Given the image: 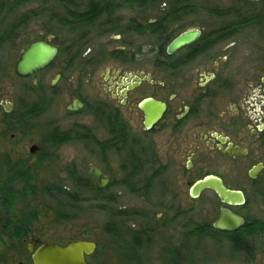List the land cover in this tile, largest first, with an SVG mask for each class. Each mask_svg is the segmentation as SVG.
<instances>
[{
	"label": "rangeland",
	"instance_id": "374dc122",
	"mask_svg": "<svg viewBox=\"0 0 264 264\" xmlns=\"http://www.w3.org/2000/svg\"><path fill=\"white\" fill-rule=\"evenodd\" d=\"M69 1L70 5L62 0H0V184L11 186L14 201L9 211H0V264H30L26 247L31 238L38 244L62 246L70 241H91L96 248L87 258L88 264H264L263 238L262 243L255 238L253 259L246 262L224 237L191 233L192 224L212 225L223 205L211 191H203L196 199L189 195L196 173L185 166L192 148L187 152L184 147L191 143V131L172 135L168 123L174 109L192 94L191 82L185 84L182 74L165 73L159 53L163 37L140 34L143 29H138L162 21L166 15L175 21L170 28L176 25L183 30H207L211 21H243L246 31L234 37L232 49L221 53L231 54L235 70L244 63L241 68L252 85L260 75L257 71L264 70V0H94L108 11L93 24L75 30L70 29L68 12L85 10L91 0ZM225 9L234 11L229 17L214 16L213 12ZM35 41L54 45L58 55L44 71L18 78L14 72L18 57ZM118 58L130 60L124 63ZM114 71L149 75L153 84L131 96L134 104L129 101L121 106L105 92L108 74L111 77ZM162 83L169 89L161 88ZM251 91L249 87V98ZM171 94L176 95L174 101H169ZM146 96L163 99L171 108L153 134L143 130L142 115L136 108ZM74 98L85 104L75 113L67 109ZM40 99L46 104L45 112L25 118V108ZM6 104L9 112L4 110ZM256 104L250 99L249 120L254 119ZM114 109L119 110L131 137L121 152L102 151L91 141L57 145L50 139L55 128L64 132L83 126L96 141H105L106 117ZM248 139L250 162L264 161L261 147L250 136ZM33 146L37 150L31 154ZM130 152L140 160L139 174L132 171ZM156 160L168 162L161 175L156 173ZM71 167L84 178L90 177L91 168H98L108 184L102 192L72 198ZM128 175L129 181L131 175L134 178L133 185L139 189L147 185L149 191L131 192L123 183ZM225 180L240 186L234 190L242 191L248 200L244 208L229 209L264 221V170L254 180L244 172L227 174ZM27 216L32 218L29 233L19 242L10 237L7 223ZM111 222L116 227L114 234L105 232ZM140 231H146V236L136 249L133 240Z\"/></svg>",
	"mask_w": 264,
	"mask_h": 264
},
{
	"label": "flooded vegetation",
	"instance_id": "af4514ba",
	"mask_svg": "<svg viewBox=\"0 0 264 264\" xmlns=\"http://www.w3.org/2000/svg\"><path fill=\"white\" fill-rule=\"evenodd\" d=\"M105 10L106 12L108 11L107 8H105ZM216 12L217 11L213 12L215 17L217 16L215 14ZM229 16H231V14L225 17ZM163 18L164 19L160 22H151V25H155L154 30L147 29L146 33L149 35L160 34V36L163 37L162 40L165 43L162 44L163 47L161 46L159 50L162 60L160 68L167 74H182V79H184L183 82L185 84L187 81L191 82L192 94H190V96L187 94L184 100L174 109V116L170 123H168L172 135L177 136L184 130H189L188 133L191 131V143H189V146L184 147V149L188 152L191 147L192 153L189 154V160L186 162L185 166L188 170L191 169L195 171V182L212 176L219 179L227 189L234 190V188H240V186H231L226 183L225 179L227 174L244 172L250 179L249 172L255 166H261L256 176L264 170V161L252 160L250 162L251 148L248 139L250 136L251 139L256 142V146L261 147L264 154V70L257 71L260 75H256L255 77L257 78L253 79V84L249 85L246 70L241 68L244 66V63L241 62L239 66H237L238 64L236 63V66L240 69L237 68L235 70L231 67V54L221 52L225 49L233 48L235 42L232 40H235L234 37L242 35L246 31L247 24L243 21H211L207 23V25H209L207 30H203V28L183 30L182 26L176 27V25L170 28L175 21L169 20V15ZM194 30L198 31L199 35L193 42L177 49L173 53H168V47L175 38L184 32ZM50 45L55 47L52 44ZM217 47H219L218 51H216ZM57 55L58 49L56 48L54 59ZM118 59L124 63L130 60ZM113 73L111 77H109L108 74L106 79L108 88L105 92L110 95L112 101L117 102L121 106H126L129 101L130 104H134V101L131 102V96L143 86L153 84L150 76L142 73H125L123 75H121V71H114ZM189 73H192L191 80H189L191 78ZM52 84L54 85V82ZM249 87L252 89L251 98H249L248 95ZM161 88L167 90L169 89V85L162 83ZM175 98L176 95L171 94L169 96V101H174ZM146 99H152L165 106L161 118L149 129L144 128V115L139 108V105ZM250 99L254 101L255 104L257 103L254 107V113H252L254 115V119L252 120H249L248 116V104L250 103ZM84 106L85 104L83 101L79 98H74L71 102V106L67 109L75 113L81 111ZM136 108L142 115L143 130L151 134H153L154 130L171 110L166 101L152 96H146L139 100L136 104ZM106 118L107 127L108 121L112 118L115 119L116 122L121 121L120 112L116 109ZM126 128L128 136L130 137L128 127L126 126ZM80 129L88 131L86 136L95 139L94 134L83 126H74L65 131L72 135L74 139L71 141H74L81 140L78 139ZM109 137L108 129V138ZM172 145L175 144L172 143ZM234 151L236 152L234 153ZM133 154L135 155L134 162L140 163V160H137L136 154ZM153 163L156 167L157 175H161L168 167L167 161L165 164H161L157 160ZM241 217L244 220L243 226L248 223L247 220L254 219L247 218L246 216ZM217 232L222 234L235 233ZM262 238L264 239V236L257 239L262 243ZM228 243L230 244L229 240ZM250 243L252 244L253 251L255 247V238L250 239Z\"/></svg>",
	"mask_w": 264,
	"mask_h": 264
},
{
	"label": "water",
	"instance_id": "95a60500",
	"mask_svg": "<svg viewBox=\"0 0 264 264\" xmlns=\"http://www.w3.org/2000/svg\"><path fill=\"white\" fill-rule=\"evenodd\" d=\"M198 35V31L195 30L182 33L171 42L168 47V53H173L177 49L190 44ZM55 55L56 48L46 42L38 41L31 43L20 53L14 66L15 75L18 78L33 76L47 68ZM139 108L144 115V128L149 129L161 118L165 106L152 99H146L139 105ZM4 110L6 112L11 110L9 104L4 106ZM36 150L37 148L33 146L29 152L33 154ZM260 168L261 166L257 165L250 170V179H255ZM88 174L99 188L103 189L107 186L108 179L100 169L91 168ZM203 191L214 192L223 205L219 209L218 216L212 225L215 230L231 233L243 226L244 220L241 215L228 208L242 207L245 205L246 198L242 191L227 189L219 179L212 176L192 184L189 189V195L191 198L196 199ZM95 248L96 246L93 242L86 240L70 241L62 246L53 242L38 244L36 240L31 238L26 250L30 257V264H88L87 258L93 254Z\"/></svg>",
	"mask_w": 264,
	"mask_h": 264
},
{
	"label": "trees",
	"instance_id": "16d2710c",
	"mask_svg": "<svg viewBox=\"0 0 264 264\" xmlns=\"http://www.w3.org/2000/svg\"><path fill=\"white\" fill-rule=\"evenodd\" d=\"M28 1V0H24ZM65 4L70 5L69 0H62ZM124 1H132V0H124ZM188 1V0H185ZM17 2L15 3V6H17ZM2 11V6L0 5V13ZM234 10L232 9H225L221 11H217L215 14L220 17H225L228 14H232ZM106 12L105 7L94 1L91 0L88 2L86 9L78 12V11H70L68 12V18L71 21V30H75L78 27L87 26L89 24H92L100 15L104 14ZM143 29V32H139L140 34L147 31V29L154 30V25L148 24L144 27L138 28ZM43 99H40V101L33 103L30 107L25 108L24 117H35L38 115H41L45 112V106ZM108 128H109V138L105 141L98 142L96 139L91 138L90 136H86L88 134V131H85L84 129H80L79 138L81 140L85 141H91L94 142L102 151H105L107 149H114L117 152H121L125 149L127 143H129L130 139L128 138V131L123 122H116L115 119H110L108 121ZM51 141L54 144L60 145L64 144L66 142L71 141L74 139L72 135L69 132L66 131H59L58 129H54L50 136ZM130 159L132 164V171H135L137 174L141 172V165L140 163L134 162L135 155L133 152H130ZM137 163V164H136ZM68 176L70 179V182L72 184V188L74 189V194L72 195V198L78 197V195H84L92 192H102L103 189L96 186V184L92 181V179L84 178L82 177L78 171L71 167L68 170ZM126 176L124 179V184L127 186V188L133 192V193H140V190L149 191V188L147 185L139 189L136 184L133 185L134 178L131 175ZM13 196V193L11 191V186L7 183L0 184V211L6 212L9 211V207H11L14 203L13 199L11 197ZM10 199V200H9ZM248 203V200L246 198V203ZM244 205V206H245ZM244 206H242L244 208ZM240 208V207H238ZM32 222V218L27 216V218L22 219H15L13 222L7 223V231L11 232L10 237L21 242L29 233L30 224ZM248 223H246L241 229H239L234 234H222L217 231H215L210 224H192L191 225V233L196 236H203V237H218L222 236L224 239L229 240L232 249L235 251L243 254V256L246 259V262H250L253 259V251H252V244L250 243V239L253 238H259L264 236V222L260 220H247ZM105 232L108 234H114L116 232V227L114 223H108L105 227ZM136 237H134V246L136 249H140L142 246V242L140 243V238L146 236V231H140L135 234ZM231 237V239H230ZM247 238V239H246Z\"/></svg>",
	"mask_w": 264,
	"mask_h": 264
}]
</instances>
